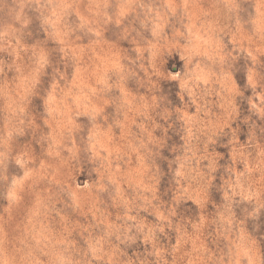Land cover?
Listing matches in <instances>:
<instances>
[{"label":"rangeland","instance_id":"obj_1","mask_svg":"<svg viewBox=\"0 0 264 264\" xmlns=\"http://www.w3.org/2000/svg\"><path fill=\"white\" fill-rule=\"evenodd\" d=\"M0 264H264V0H0Z\"/></svg>","mask_w":264,"mask_h":264}]
</instances>
